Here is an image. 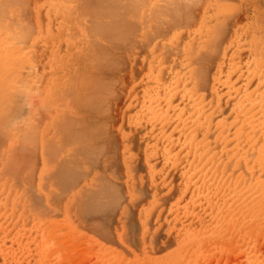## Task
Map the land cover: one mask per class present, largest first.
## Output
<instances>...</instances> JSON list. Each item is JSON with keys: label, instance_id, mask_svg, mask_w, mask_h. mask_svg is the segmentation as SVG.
Instances as JSON below:
<instances>
[{"label": "rangeland", "instance_id": "374dc122", "mask_svg": "<svg viewBox=\"0 0 264 264\" xmlns=\"http://www.w3.org/2000/svg\"><path fill=\"white\" fill-rule=\"evenodd\" d=\"M207 1L105 0L78 15L71 0H0V264H222L244 258L229 236L215 241V212L202 199L211 181L201 180L200 159L216 151L214 119L231 116L230 108L259 82V70L227 74L236 62L244 67L247 58L255 59L247 50L240 57L229 47L218 63L211 59L222 34L231 43L245 21L250 26L242 40L262 44L264 95V0H247L249 8L240 0ZM139 16L136 35H144L138 44L150 42L152 61L161 55L168 60L160 45L175 35L181 62L173 83L182 113L195 118L183 136L186 150L170 156L181 170L167 163L153 178L149 169L159 165L127 149L124 118L153 67L141 50L134 55L110 46L120 31L113 23L122 27ZM96 20L101 28H90ZM223 74L234 83L230 92ZM211 94L219 109L206 110L203 118L200 98L210 105ZM85 125L92 127L89 134L82 132ZM183 180L189 189L178 187ZM97 197L106 200L103 214L92 208Z\"/></svg>", "mask_w": 264, "mask_h": 264}, {"label": "bare ground", "instance_id": "6f19581e", "mask_svg": "<svg viewBox=\"0 0 264 264\" xmlns=\"http://www.w3.org/2000/svg\"><path fill=\"white\" fill-rule=\"evenodd\" d=\"M103 1L105 0H71L70 8L80 15L84 14V9H90L92 6L102 4ZM197 1H201L202 3L209 2L207 0ZM240 1L237 4L243 8H249L255 1L258 3L262 2V0H253V2H247V0ZM128 9L131 10V13L137 11V8L132 6H128ZM233 9L236 8L232 6L229 10ZM209 10L207 8V11ZM96 18L99 17L96 16ZM141 19V16H139L138 21L131 20L130 22H125L122 24L123 28L118 23H113V28L120 31L116 35V32H112L111 37L115 35L117 38L115 41L112 40L110 42V46L112 49L116 48V50L125 52L131 50L132 52L130 53L134 55L141 50L142 55H145L142 56V59L147 60L148 65L153 67L152 73L146 75L143 93L138 97H133L134 101L129 104L127 109L128 116H124L128 126V138L125 139L126 142L129 141V143L127 142V149L129 151L131 148L141 150L144 160H152L154 161L153 163L159 165L156 169L157 171L154 170V167L149 169L150 174H152L150 177L153 178V176L159 177V172L165 169L167 163H173L172 166L178 167L181 170L180 161L176 164L170 156L174 154L177 148L179 150H186L187 147L184 144L183 136L184 133L190 131L191 124L194 123L195 118L193 113L189 112L185 115L182 113L183 108L179 105L181 91L176 89L173 83V75L176 74L181 62L178 53H175L177 52L175 35L169 43L164 40L160 45V51L168 53V60L165 59V55H161L160 59L154 62L152 61L153 46L150 45V42H147L148 44L143 42L138 44L144 35L142 33L136 35L137 24H139ZM229 20L230 18L225 19L226 28H228ZM96 21L98 22L95 23L96 25L92 24L91 27V24H88V26L100 29L101 25H103L101 24L102 20L100 22ZM165 22L164 19L162 25ZM249 26L250 22L245 21L241 27H237L236 36L231 43H228L227 36L223 33L217 51L211 50V59H213L212 61H216V63H218V56L226 55L229 47H232V53L235 55L241 57L244 50H247L246 57L255 58L246 59L245 57L246 64L244 67L236 62V66L226 69L227 74L231 70H237V76L240 77L244 69L246 71H260L258 84L252 90L246 91L247 96L237 101L230 108L233 114L231 116L219 115L214 119L213 130L216 151L212 150L213 157H204L205 161H202L203 158L200 159L202 162L201 169L203 170L200 178L204 180L208 176V180L211 181L212 186H210L211 191L203 196L202 199H208V202L210 200L209 207L215 212V241L224 240L226 235L229 236L236 241V246L241 245L238 247V251L240 250L244 256V258L233 260V263L224 262L222 264H264V247L262 248V245H264V95L262 96V88H260L262 87V44H257L254 38L242 40ZM146 27L149 30L148 26ZM148 30L146 31L148 32ZM159 30L161 29L159 28ZM148 37L146 36V39ZM257 51L260 52L259 57H255ZM111 53L116 54L113 51L109 52L108 57L112 55ZM120 60L113 58L111 61L115 64V62L117 63ZM249 62H252L253 67L248 65ZM162 63L163 65H161ZM166 71L167 75H164ZM210 76L213 88L216 78L213 75ZM221 78L228 92H230V88L234 86V83L230 80V76L223 74ZM210 98V105L209 101L200 98L203 118L206 110L210 109L213 112L214 108L219 109L220 104L218 99H213V94H211ZM106 101L104 100L107 104ZM229 103L230 101L227 100L226 104L229 105ZM89 107L90 109L94 108L93 105ZM186 129L187 131H185ZM91 130L92 127L85 125L82 132L89 134ZM96 147V143L91 144L92 152L95 151L94 148ZM204 149H201L202 153ZM143 150L145 154H143ZM131 152V161H134L135 154L133 151ZM132 165H135V163H128V166H131V168ZM128 169L131 170L130 167ZM3 171L6 172V169H3ZM137 175V178L141 177V175ZM130 177L132 176L130 175ZM138 180L141 184H144L143 179L140 180L139 178ZM163 181L161 180L160 182ZM194 182L196 180L191 182L190 185ZM181 184H184L189 189V182L187 180L179 182L178 187ZM196 189V186L190 187L191 194L195 193ZM98 190L100 191V189ZM185 198L186 195L181 194L178 200L183 201ZM97 199L98 201H94L95 204H92V208L94 209L95 207L97 211L103 214L102 211L106 209V200L101 197H97ZM186 201L188 200L186 199ZM175 203L178 204V202ZM87 207L89 206L87 205ZM173 207L174 204L172 203L170 208ZM103 208L105 209L103 210ZM86 210L88 211L89 209ZM95 217H91V219L96 220L97 218V224H101L102 221L100 220L103 218V215ZM69 239H71V235H69ZM99 250L101 249L99 248ZM97 254L100 255V252L98 251Z\"/></svg>", "mask_w": 264, "mask_h": 264}]
</instances>
